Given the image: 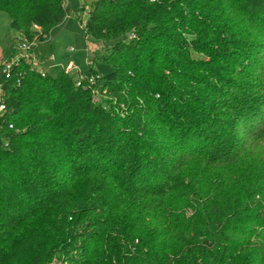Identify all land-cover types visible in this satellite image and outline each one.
Masks as SVG:
<instances>
[{
	"label": "trees",
	"instance_id": "1",
	"mask_svg": "<svg viewBox=\"0 0 264 264\" xmlns=\"http://www.w3.org/2000/svg\"><path fill=\"white\" fill-rule=\"evenodd\" d=\"M65 1L0 11L38 48ZM85 29L94 84L1 80L0 264H264V0H98Z\"/></svg>",
	"mask_w": 264,
	"mask_h": 264
},
{
	"label": "rangeland",
	"instance_id": "2",
	"mask_svg": "<svg viewBox=\"0 0 264 264\" xmlns=\"http://www.w3.org/2000/svg\"><path fill=\"white\" fill-rule=\"evenodd\" d=\"M98 0H66L65 4L70 6L71 16L60 26L51 31V39L41 44L34 50L37 61L44 62V66L66 67L73 62L76 69L86 76L93 75L90 65L100 77L106 76L112 71L108 64L95 62L94 53L99 45L92 43L87 36L85 23L90 18V11ZM19 33L11 27V18L5 12L0 11V66L4 59L9 58L15 48V40ZM74 49L71 51V49ZM52 57H55L53 60ZM73 74H77L76 71Z\"/></svg>",
	"mask_w": 264,
	"mask_h": 264
},
{
	"label": "built area",
	"instance_id": "3",
	"mask_svg": "<svg viewBox=\"0 0 264 264\" xmlns=\"http://www.w3.org/2000/svg\"><path fill=\"white\" fill-rule=\"evenodd\" d=\"M83 1V0H81ZM38 42L36 40L30 42L24 37H19L15 46V50L11 54L9 58L3 60L2 65L0 66V83L1 80H8L12 77V72L22 60L31 61V70L40 73L42 76L45 75L44 70V62L37 61L35 55L30 53V49L33 47H37ZM74 49L72 48L71 51ZM52 60L54 57L51 58ZM66 72H74L76 71L78 86H82L85 83L88 85H92L95 83L94 76H86L84 73L80 72L76 69V66L73 62H69L65 67ZM3 90L0 85V116H2L6 112V105L4 103L3 98Z\"/></svg>",
	"mask_w": 264,
	"mask_h": 264
},
{
	"label": "crops",
	"instance_id": "4",
	"mask_svg": "<svg viewBox=\"0 0 264 264\" xmlns=\"http://www.w3.org/2000/svg\"><path fill=\"white\" fill-rule=\"evenodd\" d=\"M55 58V57H54Z\"/></svg>",
	"mask_w": 264,
	"mask_h": 264
}]
</instances>
